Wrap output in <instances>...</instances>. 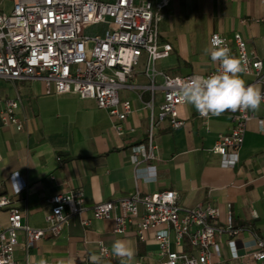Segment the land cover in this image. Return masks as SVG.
Segmentation results:
<instances>
[{
	"label": "crops",
	"instance_id": "obj_1",
	"mask_svg": "<svg viewBox=\"0 0 264 264\" xmlns=\"http://www.w3.org/2000/svg\"><path fill=\"white\" fill-rule=\"evenodd\" d=\"M11 3L1 0L4 9ZM163 13L158 22L159 37L170 42L172 50L156 60V68L172 74L205 73L217 63L210 56V34L218 31L230 36L238 31L248 49L262 60L260 74L264 70V12L260 0H170ZM242 76L246 82L259 78L254 72ZM137 80L149 82L143 73ZM253 84L262 87L261 81ZM16 95L21 99L16 109L23 123L20 129L4 124L1 116L4 99ZM119 95L129 98L134 108L125 121L134 130L123 135L116 133L114 118L91 97L75 92L46 93L40 79L0 76V195H8L21 208L22 221L44 226V216L50 209L48 196L54 192L80 188L87 205H92L135 190L173 189L180 205L215 204V226L225 227L229 217L232 226L241 227L232 236L225 229L215 234L220 252L211 255L210 264H255L244 244L253 236L264 240V130L259 126V119L264 124L262 105L258 110L250 109L252 116L233 165L224 164L221 154L210 147L218 132L228 131L234 124L235 112L203 118L193 105L184 102L178 107L184 123L176 128L166 120L158 124L154 157L140 158L142 175L136 177L131 145L146 136L148 110L141 99H148L149 90L124 88ZM160 98L158 92L156 102ZM6 222L7 211L2 208L0 226ZM112 226L110 218L82 225L78 214H69L59 235L46 232L28 248L20 232L15 249L17 264H24L30 256L36 260L43 257L49 264L69 256L75 264H92V254L101 256L100 264H160L159 246L151 230L140 239L132 224L122 234L114 233ZM231 237L235 254L228 243ZM118 239L131 241L136 248L132 262L113 255L112 245ZM100 242L109 254L99 253ZM179 248L190 250L187 237Z\"/></svg>",
	"mask_w": 264,
	"mask_h": 264
},
{
	"label": "built area",
	"instance_id": "obj_2",
	"mask_svg": "<svg viewBox=\"0 0 264 264\" xmlns=\"http://www.w3.org/2000/svg\"><path fill=\"white\" fill-rule=\"evenodd\" d=\"M260 1L264 12V0ZM169 2L12 0L9 9H4L0 0V76L11 80L40 79L46 93L75 92L91 97L114 118L112 124L119 135L134 130V126L125 122L134 108L129 98L120 97V90L147 88L148 99L140 98L142 106L148 110L146 136L131 145L135 175L141 177L143 167L138 163L142 157H154L158 124L166 120L171 128H176L185 121L178 111L184 103L180 95L183 84L194 77H207L222 70L218 61L214 68L202 74H172L156 68V60L172 50L171 43L161 40L158 32V22ZM83 28H92V31L86 32ZM214 41H222L220 46L229 47L232 55L246 57V73L254 72L259 76L246 84L261 81L264 93V70L260 74L262 60L248 49L241 33L234 31L227 36L213 31L209 36L210 50ZM139 73L148 78L147 84L137 80ZM156 78L160 81L156 82ZM158 92L161 98L156 102ZM20 101L19 95L5 98L1 110L2 122L13 124L17 129L23 126L16 113ZM261 105L264 109V102ZM198 115L201 116L199 112ZM251 116L250 109L237 110L232 116L231 128L218 132L210 150L221 154L224 164L236 163ZM259 126L264 130L261 119ZM48 201L50 209L44 216L45 225L32 226L22 221L23 211L11 197L0 195V209L7 211V222L0 226V264H17L15 249L20 232L24 233L28 248L46 232L59 235L69 214H78L82 225L91 224L93 219L110 218L112 231L120 234L132 224L140 239L151 230L159 246L160 264H210L211 255L220 252L215 234L225 229L232 236L241 229L232 226L229 217L225 227L215 226L213 221L218 215L215 204L180 205L173 189L145 193L135 190L87 205L80 188H69L50 194ZM185 237L190 250L179 248ZM228 243L235 254L234 239L229 238ZM244 246L255 264H264L263 239L253 236ZM99 253L109 254L102 242ZM24 264H29L28 257Z\"/></svg>",
	"mask_w": 264,
	"mask_h": 264
},
{
	"label": "clouds",
	"instance_id": "obj_3",
	"mask_svg": "<svg viewBox=\"0 0 264 264\" xmlns=\"http://www.w3.org/2000/svg\"><path fill=\"white\" fill-rule=\"evenodd\" d=\"M222 41L213 42L210 52L212 61L220 62L222 70L207 77H194L184 83L181 88L183 102L193 105L201 116L210 114L219 116L225 111L258 110L264 102V93L256 84H246L242 74L247 71L246 57L234 56L227 46H220ZM20 189V185L16 183ZM114 256L132 262L136 256V248L126 239H118L112 245ZM92 264H100L101 256L92 254ZM35 257H29V264H33ZM36 264H49L41 257ZM57 264H75L73 257L62 258Z\"/></svg>",
	"mask_w": 264,
	"mask_h": 264
},
{
	"label": "rangeland",
	"instance_id": "obj_4",
	"mask_svg": "<svg viewBox=\"0 0 264 264\" xmlns=\"http://www.w3.org/2000/svg\"><path fill=\"white\" fill-rule=\"evenodd\" d=\"M96 27H100L99 29L103 28L102 25H96ZM91 29H92V28H87V29L83 28V31L91 32V31H92ZM145 95H146V94H144V97H145Z\"/></svg>",
	"mask_w": 264,
	"mask_h": 264
}]
</instances>
